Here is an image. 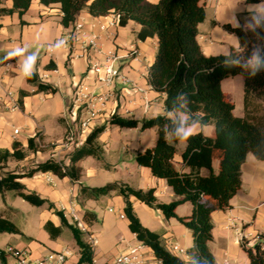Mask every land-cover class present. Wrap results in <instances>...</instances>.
<instances>
[{
  "label": "crops",
  "instance_id": "0c3cea01",
  "mask_svg": "<svg viewBox=\"0 0 264 264\" xmlns=\"http://www.w3.org/2000/svg\"><path fill=\"white\" fill-rule=\"evenodd\" d=\"M159 1L148 0L152 4ZM202 3L205 6L206 18L198 26V41L206 56L227 55L233 48H240L239 38L228 32L224 28L225 25L245 30L254 29L264 19V0H202ZM12 6L11 0L0 3V7L8 9ZM62 17L60 4L45 6L40 0H32L30 8L22 17L18 13L0 16V66L8 61L13 62L12 68L4 78L3 88H0V149L12 150L14 142L17 141L27 153L24 161L10 160L5 171L28 170L49 159L66 166L70 164L72 153L55 146H59L64 140L68 123L71 121L69 104L75 86L84 79L87 60L73 58L71 51L63 46L62 40L70 34L72 27L65 28L62 25ZM76 21L83 22L85 32L90 33V24L103 22L104 17L92 16L84 10ZM140 30L141 25L130 21L124 27L110 29L100 43L108 49L136 47L139 50V57L124 59L122 63L126 66L125 73L145 92L136 93L129 86L123 91H120V88L116 91L106 106V117L101 119L97 126H106V130L98 139L101 159L89 156L79 161L76 164L81 168L78 181H72L68 177L61 179L52 173L21 180L28 191L53 203V209H48L47 206H33L15 192L0 193V213L21 232L0 233L3 237L0 250L4 251L7 246L28 249L31 254H36L34 258L50 252L70 250L72 256L67 264H78L81 254L74 234L64 223L63 215L56 213L60 211L63 214V208H69L71 201H74L78 214L88 228V233L82 232L84 240L89 244L90 236L96 240V245L93 246V264H107L119 254V250L108 253L107 242H125V249L140 243L130 231L129 221L124 213L123 197L117 192H112L96 199L81 192L83 187L106 186L103 183L106 181L103 180L111 176L108 174L111 170H120V175L111 176V183L126 184L136 190L154 188L158 201L162 203H170L179 198L166 180L153 176L149 168L138 165L135 160L137 153L155 145L158 138L157 129L142 131L140 128H121L110 124L114 114L139 121L165 114V95L154 91L148 81L149 69L155 58L154 52L158 48L157 38L140 40ZM16 49L23 52V55L6 59L8 53ZM28 55L36 57L33 74L37 75L41 82L55 88V92L38 91L37 86L28 81L23 72L24 58ZM44 75H47V78L43 79ZM238 77L225 79L222 82V90L226 98L234 103V113L243 117L244 78L241 82L242 80H237ZM237 81L240 88L243 85V92L241 97L238 96L237 101H234L232 88L238 84ZM6 90L14 92L19 110L10 112L4 106L2 100ZM168 116L172 119L180 118L181 121L187 120V115L182 113H169ZM192 126L195 134L201 132L208 137L215 136L213 125ZM15 130H19L18 134ZM30 138H34L37 145L45 144L47 148L35 153L30 152ZM168 140L171 141L170 136ZM185 147V142H179L176 146L174 165L178 171L183 169L182 153ZM219 160L220 153L216 152L213 159L215 172L219 170ZM201 174L206 176L209 171L202 169ZM48 179H52V182ZM132 202L141 223L151 231L161 234L165 248L183 261H190L194 246L192 231L181 223L174 226L172 219L176 218L167 219L161 211L154 210L135 198H132ZM185 205H191L189 209L191 208L192 213V204L186 202L176 209L178 217L191 215L186 211L181 213L180 209ZM140 212H143V215ZM87 213L94 215L92 221L86 216ZM64 219L68 224L73 223L70 219ZM212 220L213 238L209 247L216 264H249L250 259L240 241V234L245 236L246 243L264 244V161L258 160L253 154L248 155L242 166V186L231 200V207L226 211H214ZM156 224L157 229L153 227ZM175 245L183 252L175 251ZM148 251L153 255L150 248ZM5 258L6 264L10 260L11 264H14L11 258L6 255Z\"/></svg>",
  "mask_w": 264,
  "mask_h": 264
},
{
  "label": "trees",
  "instance_id": "16d2710c",
  "mask_svg": "<svg viewBox=\"0 0 264 264\" xmlns=\"http://www.w3.org/2000/svg\"><path fill=\"white\" fill-rule=\"evenodd\" d=\"M4 1L7 0H0V3ZM11 1L12 8L0 7V16L18 13L22 17L32 3V0ZM40 3L45 6L60 4L65 28L72 27L84 10L95 17L114 11L120 17V26L124 27L130 21L141 25L138 33L140 40L157 38L158 48L149 69L148 81L154 91L165 95V114L142 121L114 114L110 124L121 128H140L142 131L157 129L155 145L137 153L135 160L138 165L149 168L153 176L166 180L179 198L162 203L158 201L154 188L136 190L120 183H110L100 188L83 187L81 192L96 199L112 192L123 197L130 231L164 264H216L209 247L214 229L212 213L231 207V200L242 186V166L248 155L253 154L264 161V115H260L264 111V19L254 29L225 25L228 32L239 38L240 48H233L227 55L206 56L198 41V26L206 18L202 0H160L157 4L148 0H40ZM235 76L244 78L243 117L234 113V103L226 98L222 90V82ZM27 78L37 86L38 91H56L51 85L41 82L37 75ZM169 113L185 114L187 120L172 119ZM195 124L213 125L215 136L208 137L200 132L190 137L182 153L183 169L178 171L174 156L177 144L183 141L177 129ZM105 130L106 126L95 128L85 145L71 154L68 166L49 159L28 170L5 171L10 160L24 161L27 153L17 141L12 150L0 149V193L15 192L33 206L53 209V203L28 191L21 180L52 173L61 179L68 177L78 181L81 168L76 164L79 161L89 156L101 159L98 139ZM28 150L35 153L42 148L34 138H30ZM216 152L220 153L218 172L213 169ZM202 169H207L209 174L203 176ZM132 198L161 211L167 219L177 218L192 231L194 246L190 261H183L171 254L163 245L161 234L141 223ZM186 202L192 204L191 215L178 217L176 209ZM56 213L63 215L60 211ZM86 216L93 220V214L87 213ZM62 219L72 230L80 248L78 264H93V247L84 240L76 224H68ZM0 233L21 232L0 213ZM242 245L249 256V264H264V251L260 243L254 247H248L246 243ZM0 261L6 264L3 250H0Z\"/></svg>",
  "mask_w": 264,
  "mask_h": 264
},
{
  "label": "built area",
  "instance_id": "2783aa9c",
  "mask_svg": "<svg viewBox=\"0 0 264 264\" xmlns=\"http://www.w3.org/2000/svg\"><path fill=\"white\" fill-rule=\"evenodd\" d=\"M104 21L90 24L91 32H85V24L81 21H75L70 34L62 40L64 47L71 51L73 58H82L87 60V69L82 82H79L73 91V96L69 104V115L71 121L68 123L64 140L55 147H61V150L73 153L75 150L83 147L88 136L98 126V122L106 117L108 112L107 104L111 101L120 88V91L130 87L136 93H144L125 73L124 59H136L140 52L136 47L129 49L105 48L101 45L102 37L110 30L120 26V17L114 11L103 16ZM102 57L103 59H99ZM13 62L8 61L0 66V88H3L4 78L12 68ZM47 78V75L42 77ZM6 109L10 112L19 110L18 101L14 98V92L5 91V98L2 100ZM147 106V105H146ZM19 130H15L18 134ZM42 149L47 148L45 144H40ZM60 163V162H59ZM52 182V179H48ZM69 208H63V217L70 219L83 233H88L82 217L78 214L74 201H71ZM125 218L124 215H120ZM244 235L240 234L241 243H246ZM90 245H96V240L90 236ZM255 243H246L248 247H254ZM261 248L264 251V244ZM175 251L183 252L179 246H173ZM6 256L14 261V264H67L72 256L70 250L62 252H50L47 255L34 258L28 249H17L13 246H7L4 249ZM94 263V262H93ZM107 264H164L161 259L150 255L148 247L143 243L129 247L128 250L119 254L113 261Z\"/></svg>",
  "mask_w": 264,
  "mask_h": 264
},
{
  "label": "rangeland",
  "instance_id": "374dc122",
  "mask_svg": "<svg viewBox=\"0 0 264 264\" xmlns=\"http://www.w3.org/2000/svg\"><path fill=\"white\" fill-rule=\"evenodd\" d=\"M156 51H157V49L155 50V52H154V56H155V53H156ZM239 79H237V80H242L241 82H243V77L242 76H239L238 77ZM238 82V84H235L234 85V87L232 88V95L234 96V101H237V98H238V96L239 97H241V94H242V92H243V85H242V88H240V84H239V81H237ZM224 92V91H223ZM260 115H264V111H262L261 113H260ZM214 130V129H213ZM122 166H123V163L121 162L120 163V167L122 168ZM109 176L111 175V176H114V177H116V176H118V175H120V170L119 171H117V170H111V171H109ZM107 177V179L105 178V180H103V181H106V182H103V183H105L104 185H107L108 183H111V181L113 182V180H112V177ZM95 183H98V182H95ZM96 185V184H95ZM189 206H191V205H185V207H182L180 210H181V213H182V211L184 212V211H186V212H190L191 213V208L189 209ZM145 207V206H144ZM147 208V207H146ZM140 214L141 215H143V212H140ZM115 216V215H114ZM118 216V215H117ZM143 217V216H142ZM172 222H173V225L174 226H176V225H179L180 224V222H179V220L176 218V219H172ZM158 224V223H157ZM157 224H156V226H153V227H155L156 229H157ZM151 227V226H150ZM3 239V237L2 236H0V245H2V240ZM138 244V243H137ZM137 244H135V245H137ZM125 245H126V243L125 242H121V243H115V241H110V242H107V246H106V248L108 249V253H111V252H113V251H115V250H119V254H121V253H123V252H125L126 250H128V248L127 249H125ZM134 245V246H135ZM132 247V246H131ZM118 254V255H119ZM117 255V256H118ZM34 256H36V254L33 252V254H32V257H34ZM116 256V257H117ZM12 262H11V260H10V262L8 263V264H11Z\"/></svg>",
  "mask_w": 264,
  "mask_h": 264
},
{
  "label": "clouds",
  "instance_id": "9594fccd",
  "mask_svg": "<svg viewBox=\"0 0 264 264\" xmlns=\"http://www.w3.org/2000/svg\"><path fill=\"white\" fill-rule=\"evenodd\" d=\"M17 55H23V52H21L19 49L14 50L13 52L8 53L6 59H15ZM36 57L32 55H28L24 58L23 63V72L25 76H32L33 75V67L35 65ZM177 134L180 137L181 141L187 142V140L192 137L194 132V126L192 125H185L181 126L177 129Z\"/></svg>",
  "mask_w": 264,
  "mask_h": 264
}]
</instances>
